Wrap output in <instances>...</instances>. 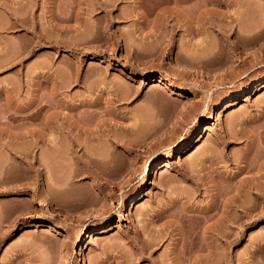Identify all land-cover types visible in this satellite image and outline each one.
<instances>
[{"label": "rangeland", "instance_id": "1", "mask_svg": "<svg viewBox=\"0 0 264 264\" xmlns=\"http://www.w3.org/2000/svg\"><path fill=\"white\" fill-rule=\"evenodd\" d=\"M263 80L264 0H0V264H264Z\"/></svg>", "mask_w": 264, "mask_h": 264}, {"label": "bare ground", "instance_id": "2", "mask_svg": "<svg viewBox=\"0 0 264 264\" xmlns=\"http://www.w3.org/2000/svg\"><path fill=\"white\" fill-rule=\"evenodd\" d=\"M186 13V12H185ZM189 15H190V13H188ZM181 15H183V14H181ZM188 15V16H189ZM190 17V16H189ZM188 18V17H187ZM186 17L184 18V19H187ZM179 55V54H178ZM178 55H176V57H174V56H171V62H173L172 64L173 65H175L176 66V68H178L180 71H182V72H184V73H189L191 70H192V68L188 65V64H186L184 61H182L181 59H179V56ZM210 61V60H209ZM202 63H206L207 61H201ZM207 64V63H206ZM174 66V67H175ZM162 79H163V76L161 75V79H160V81H162ZM263 83H264V80L263 81H261L260 82V85L262 86L263 85ZM248 88H250V86H248V87H245L244 88V90L242 91V94L244 93V92H246L247 91V89ZM190 92H192V90L191 89H181V92H179L178 94H182V93H190ZM210 96V95H209ZM228 99H230V97L228 98ZM207 104L208 103H206L205 105H204V107H207ZM227 105H228V101H221V102H216V103H214V105L212 106V108H211V110L212 109H214L213 110V112H217L218 111V109L219 108H222V109H224V108H226L227 107ZM216 110V111H215ZM207 129V128H206ZM233 132V131H232ZM232 134H234V132L233 133H230L229 132V134H228V137L230 138V137H232L233 138V136H235V135H232ZM56 138V137H55ZM51 142H53L54 143V141H55V139L52 137L51 139ZM55 144V143H54ZM54 144H53V147H54ZM165 165H167V162L166 161H160V162H158V163H150V165H146L143 169H142V172H141V184L144 186V185H147L148 184V182L150 181V179H151V174L154 172V168L155 167H157L158 166V169H161L163 166H165ZM251 186H253V185H251ZM251 186H249V187H251ZM253 188V187H252ZM254 188H255V190H257L256 192H257V194H256V197L257 198H263L264 197V184H255V186H254ZM140 194H141V191H139L135 196H133L131 199H130V202L129 203H135V202H137L138 200H139V198H140ZM234 202H235V204H234V207H241V208H244L245 209V211L244 212H249L250 213V211L249 210H251V207L250 206H248V203H244V201H242L240 198H239V195L237 194L236 196H235V199H234ZM126 205V204H125ZM122 207H123V205H122ZM125 207V206H124ZM126 208V207H125ZM238 209V208H237ZM116 226V225H115ZM53 230L54 231H56V232H62V231H67L68 230V227H66V225H64V224H62V225H53ZM218 230H219V228H217ZM216 230V229H215ZM217 230V232H219ZM99 232H101V228H99V227H97V226H94V227H92V228H90L89 230H87V231H85L83 234H81L79 237H78V239H79V243H78V245H77V247H78V251H77V254H78V256H77V260H78V264H87V262H86V255H85V253H84V251H83V246H84V241H86L88 238H90V237H93L95 234H97V233H99ZM220 233V232H219ZM262 237V236H261ZM262 239H264V236H263V238ZM260 247H261V251H262V247L264 246V243L263 242H261L260 243V245H259Z\"/></svg>", "mask_w": 264, "mask_h": 264}]
</instances>
